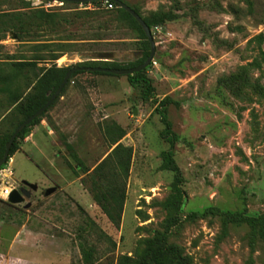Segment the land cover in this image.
Listing matches in <instances>:
<instances>
[{
    "label": "rangeland",
    "instance_id": "rangeland-1",
    "mask_svg": "<svg viewBox=\"0 0 264 264\" xmlns=\"http://www.w3.org/2000/svg\"><path fill=\"white\" fill-rule=\"evenodd\" d=\"M123 1L152 25L155 53L143 74L150 87L79 73L29 135L16 139L12 176L0 172V264H264L259 227L244 219L264 218V66L254 63L264 53V0ZM99 8L89 19L78 14L96 10L91 4L0 0V14L42 11L61 19L23 42L0 30V69L50 51L58 59L39 66L139 60V33L113 7ZM96 34L103 40H86ZM39 43L51 47L34 52ZM42 83L41 76L20 83L21 97L10 106L0 96V142L24 120L18 104ZM115 141L131 151L118 224L94 203L88 178ZM164 151L178 167L177 182L160 170ZM175 183L181 201L167 207ZM20 187L30 197L8 204L5 192Z\"/></svg>",
    "mask_w": 264,
    "mask_h": 264
},
{
    "label": "trees",
    "instance_id": "trees-1",
    "mask_svg": "<svg viewBox=\"0 0 264 264\" xmlns=\"http://www.w3.org/2000/svg\"><path fill=\"white\" fill-rule=\"evenodd\" d=\"M11 1L15 3L18 2V0H11ZM48 1H54V0H48ZM119 1L126 4L123 0H119ZM105 3L112 5L113 9L116 12L117 19L127 21L130 24V26L139 33L140 38L143 41V45H144L143 55L139 60L135 62H131L127 65H120L113 61H87V62L79 63L73 67L90 66V67H100V68H110V69H123V68H134L141 65L142 63L145 62L150 52V48L146 36L139 27V25L137 24V22L126 11L119 8L118 4L114 0L89 3L97 7V9L89 12L79 13L78 18L91 19L93 16L97 14L94 12L100 11L99 6ZM130 8L137 13L135 9H133L132 7ZM0 15H2L1 17L5 18V20L2 22V27L0 28L1 32L3 33L12 32L14 34V38L19 42L25 41L24 39L29 35H31L32 33L35 34L36 32H41L46 30L48 31L49 25H51L52 23L53 25H59L61 23V19L57 18V16L53 14H47L42 11H33L27 14L22 12H14V13H6ZM28 19L35 20L36 22H33V24L29 23ZM74 21H75V16L73 17L71 24H73ZM144 22L151 30L152 25L146 21ZM161 22L162 20L159 23ZM85 23L88 22L83 21L81 22V25H84ZM32 26L34 27L33 29ZM94 37H95L94 39H86V40L95 43L103 40V38H101V36L98 34H96ZM1 38L2 37H0V40H2ZM256 39L260 44L263 41V35L262 34L258 35ZM50 45L51 44H47V43H39L33 46L32 49L34 52L41 53L44 49L50 48L51 47ZM43 55H48V56L47 58L11 61L4 68L0 69V96L6 99V101L9 103L8 106L13 105L20 99L21 94L16 92L17 90L16 87L20 83L30 85L34 83L36 78H38L39 76L43 78V83L41 85L35 84L31 88V93L27 94L16 108L17 111H20V113L24 116V120L32 116L35 112H37L40 108L44 106V104L48 101L50 96L59 87L66 72L72 68V67L59 68L54 63L50 67H47L45 65L39 66L41 61L43 64H48L58 59V56H56L54 51L45 52V54ZM254 63L256 64L257 67L264 66V53L261 50H260V59H256ZM145 70L138 73H134L133 75L126 76L129 83L132 85L143 84L145 90H148L150 87L149 81L143 75ZM79 73H83V72H76L71 77ZM90 74H105V73H90ZM107 75H111V74H107ZM42 115L39 118H36L31 124L26 126L17 136L16 139L26 138L30 133L31 126L37 124L40 118L42 117ZM23 121H21L19 124H21ZM19 124L17 126H19ZM165 125L167 127L166 129L168 135H170V132L168 130L169 124L165 122ZM10 136H8L4 142H0V158L3 155L5 144L9 140ZM174 140H175L174 136H168V141L171 146L173 145ZM15 141L11 146L7 162L17 150ZM113 144L115 145V147L109 152V154L101 162H99L92 169L90 173H89V169L82 168L83 167L82 163L80 160L77 159L76 156L75 159L81 166L80 171L84 173H89L88 178L90 179V192L94 200V203L97 206H99V208L102 210L104 215H106V217L111 223L118 224L120 221L121 209L125 201V181L128 178L131 151L129 148L122 146L121 143H117V141H115ZM119 168L122 170L121 174L117 173V170ZM105 170H107L108 173L110 172V174L108 175V177H106L105 181L102 182L101 179L104 177ZM160 170L174 173L176 177V182L178 181L177 175L179 170L172 158V153L170 151H164L161 153ZM116 177H120L121 179H123L121 184L117 183ZM176 184L177 183L173 185L172 193L170 194L168 199L164 202V205L167 207H174L176 203L178 205L181 201V193L177 188ZM244 219L247 221L248 224L259 227V236L261 240L264 242V218L244 216Z\"/></svg>",
    "mask_w": 264,
    "mask_h": 264
},
{
    "label": "water",
    "instance_id": "water-1",
    "mask_svg": "<svg viewBox=\"0 0 264 264\" xmlns=\"http://www.w3.org/2000/svg\"><path fill=\"white\" fill-rule=\"evenodd\" d=\"M57 1H60L61 3L66 2V3H77L79 5H83V4H89L92 2H103V1H107V0H57ZM114 1L118 4L119 8L126 11L137 22V24L139 25V27L141 28V30L145 34L147 42L149 44V48H150L149 55L146 58L145 62L142 63L141 65L137 66V67H134V68H123V69H110V68H100V67H90V66L72 67L70 70H68L66 72V74H65L62 82L60 83L59 87L50 96V98L44 104V106L42 108H40L37 112H35L32 116H30L29 118L24 120L21 124H19V126H17V128L11 134L9 140L5 144V149H4L3 155L0 158V169H1V167H3L6 164L7 159L9 157V152H10L11 146H12L13 142L15 141V139L17 138V136L21 133V131L26 126L31 124L36 118H39L43 113H45L48 110V108L52 105V103L55 101V99L61 94L66 83L68 82V80L71 78V76L74 73H76V72L105 73V74H111L113 76H128V75H133L134 73L141 72V71L145 70L150 65L152 58L154 56V53H155V46H154V42H153V39L151 36L150 29L148 28L146 23L143 21V19L136 12H134V10H132L129 6H127L126 4H124L123 2H121L119 0H114ZM96 61H107V60H104V58L100 57ZM132 112L134 115L137 114L135 109H133ZM21 183L23 185L27 186L30 191L35 192L37 190L36 184H31V183H28L26 181H22ZM30 191L23 190L22 193H19L17 190H11V192L8 194V196L6 198V202L8 204H11V205L21 204L24 202V200L26 198L30 197V194H31ZM54 192H55V188L51 187V188L46 189L44 191L43 195L49 196V195L53 194ZM27 207H28V205L25 206V208H27Z\"/></svg>",
    "mask_w": 264,
    "mask_h": 264
},
{
    "label": "built area",
    "instance_id": "built-area-1",
    "mask_svg": "<svg viewBox=\"0 0 264 264\" xmlns=\"http://www.w3.org/2000/svg\"><path fill=\"white\" fill-rule=\"evenodd\" d=\"M46 6H49V5H46ZM110 8H112V5L105 3V9H110ZM0 172L2 173L4 178H9L12 176V171L9 167L8 162H6V164L3 167H1ZM10 192H11L10 190L9 192L8 191L5 192L6 198Z\"/></svg>",
    "mask_w": 264,
    "mask_h": 264
},
{
    "label": "flooded vegetation",
    "instance_id": "flooded-vegetation-1",
    "mask_svg": "<svg viewBox=\"0 0 264 264\" xmlns=\"http://www.w3.org/2000/svg\"><path fill=\"white\" fill-rule=\"evenodd\" d=\"M24 186H25V185H24ZM25 187L28 188L27 186H25ZM28 189H29V188H28ZM23 190L29 191V190H27V189H24V188H21V187H20L19 190H18V192H19V193H22ZM30 195H31V194H30Z\"/></svg>",
    "mask_w": 264,
    "mask_h": 264
}]
</instances>
